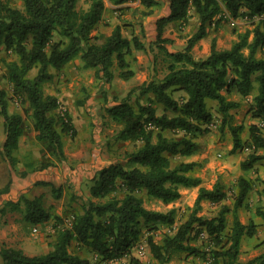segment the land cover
Instances as JSON below:
<instances>
[{"label": "trees", "instance_id": "16d2710c", "mask_svg": "<svg viewBox=\"0 0 264 264\" xmlns=\"http://www.w3.org/2000/svg\"><path fill=\"white\" fill-rule=\"evenodd\" d=\"M20 1L22 9L0 0V48L11 51L16 57L15 61L5 65L8 81L14 93L27 103L25 113L30 112L28 116L35 139L47 153L46 161L28 156L24 169L17 168L20 159L16 154L24 133V118L8 112L5 92L0 90V117L4 133V139L0 141V156L12 172H19L23 177L30 169L45 170L65 162L62 133L71 131L74 134L69 118L68 123L61 122L52 115L59 106L58 99L43 92V86L53 78L50 70L59 71L80 58L83 68L93 70L98 81L111 84L115 67L117 76L127 80L133 76L128 69L127 56L132 54V50L144 51L145 46L137 37L125 38L119 25L109 36H92L102 19L105 2L120 6L132 0H89L86 10L77 8L78 0ZM166 2L169 14L157 20L155 41L166 58V75L161 81H149L131 89L124 99L105 109L111 121L119 127L114 140L140 145L125 153L123 162L108 163L95 172L89 185L90 197L83 199L79 211L73 214L70 227L56 232L46 254L28 256L20 249L1 246L3 264H85L86 261L70 251L73 243L96 256L100 263L129 258L131 264H141L131 256V251L140 239L142 229L172 225L175 213L173 210L157 212L146 209L140 194L167 205L180 198L179 187L197 188L194 210L173 235L165 236L158 243L148 237L147 245L156 262L166 264L176 253L205 259L206 253L191 245L198 234L204 232L212 238L216 247L221 246L219 250L210 251L212 264H264V254L246 263L238 262L241 239L243 236L251 237L255 225L252 221L242 224L236 212L244 205L253 182L244 177L239 179L231 230L225 234V214L230 211L227 207H222L213 219L196 215L202 202L218 205L225 200L223 186L217 181L211 189L201 187V179L191 175L196 163L181 161L173 165L170 160L174 156L189 157L196 151L197 144L189 136L207 132L204 126L212 122L206 100L216 102L223 118L222 126H225L226 119L231 120L229 112L238 108L239 103L228 100L224 91L227 94L235 91L243 99L255 91L252 115L264 125V58L256 56L259 50L264 49L262 28L256 26L251 32L238 35L237 41L228 49H218L215 38H212L210 52L205 59H195L192 55L193 47L207 36L209 28H216L223 22L222 16L227 14L231 19L242 16L252 20L264 15V0ZM140 4L145 8L161 7V2L155 0H140ZM191 11L198 17L196 32L187 40L182 51L169 53L162 46L169 42L162 38L165 27L170 23L186 24ZM54 33L58 35L56 41H52ZM34 69H37L36 75L29 78ZM175 92H183L185 96L174 99ZM135 93L146 97V104L134 107L130 98ZM156 104L163 107V114H156ZM229 131L233 150L242 148L240 134L244 127L229 126ZM167 132L183 135L175 139L166 136ZM248 133L252 154L241 163L243 171L252 169L262 158L255 152H264L261 128L252 125ZM36 164L39 165L36 167ZM261 184V194L264 195V181ZM10 185L11 178L5 187L0 188V195L7 194ZM51 190L55 199L60 198L61 187L51 185ZM17 211L29 228L44 225L51 219L60 220L46 208L42 196H21L17 202L7 201L0 209V216ZM255 214L264 224V209L257 207ZM224 238L225 245H222Z\"/></svg>", "mask_w": 264, "mask_h": 264}, {"label": "rangeland", "instance_id": "374dc122", "mask_svg": "<svg viewBox=\"0 0 264 264\" xmlns=\"http://www.w3.org/2000/svg\"><path fill=\"white\" fill-rule=\"evenodd\" d=\"M3 1L7 2L11 7L22 9V2L20 0ZM159 1L161 2V7H153V11H157L158 13L165 5L162 0ZM88 6L89 0H78L77 8L79 10H86ZM120 6L121 8L117 10L105 7L103 13V15L106 13L105 21L107 22L105 27L110 28L111 25L118 24L121 27L122 35L130 37L134 33V30L137 29L138 36L144 37L145 32L142 27L148 8L142 6L140 0H132ZM222 17L224 18L223 22L217 25L216 28L214 26L210 27L207 34V36H210V43L211 39L215 38L218 49L230 48L237 41L238 35L251 32L256 26L264 30V15L257 16L256 20L252 19L249 21L240 16L239 19H242L243 22L241 21L236 26H231L232 19L227 14ZM97 27L98 25H96L95 30L92 32V36H106L98 32ZM196 29L197 26L193 30L196 31ZM195 31H191V33L193 34ZM57 39L58 35L54 33L52 41H56ZM244 54H247L246 50ZM256 56L257 58H264V49L259 50ZM127 57L129 58V56ZM163 57L155 58L156 74L159 76H162L164 71H166V58L164 59ZM133 58L135 61L139 60L138 57ZM15 60L16 57L11 51H6L3 47L0 48V90L5 92L8 112L10 114H20L24 118V133L19 142V151L16 154L20 159L17 167L20 170L21 168L24 169L23 164L28 160V156L32 159H44L46 161L47 153L35 139L32 122L28 116L30 112L25 113L28 110L27 103L14 93L13 86L8 81L5 65ZM78 70L79 73H76ZM115 70L116 67L114 72L115 76H117V70ZM50 71L53 78L43 86V92L58 99L59 106L52 112V115L56 119L59 118L61 122L68 123L69 118L70 124L74 129V134L71 131L62 133L66 161L45 170L30 169L22 177L19 172H12L8 163L0 156V188L5 187L13 173L15 174V178L18 177L19 180L23 181L26 177L29 179L27 180V185L25 183H17L12 185L13 187L10 185L11 187L8 192L10 193V197L8 200L6 196L0 195V209L7 201L17 202L21 196H27L28 198L42 196L46 208L50 209L54 218L60 220L51 219L46 225L39 227L37 234L32 233V228L22 229L23 236L21 237V231L12 228L14 225L19 227L21 214L17 211L11 216L7 215L4 218L9 227L6 233L7 242L0 243V247H10L12 245L13 248L20 246L27 250L32 245H49L54 240L58 230L70 227L73 214L79 211L83 204V199L87 198L85 193L88 192L90 183L83 178L85 168H82L80 164L92 162V166H95V168H91L88 171V173H92L94 170L108 163L115 161L123 162L125 153L136 149L140 145V143L116 142L114 135L119 130V127L111 121L105 111L106 108L113 106L116 101L124 99L131 89L138 86L131 88L129 84H123L122 80L115 78L111 84H105L101 80L98 81L94 78L93 70L83 68L80 58L74 59L59 71ZM36 72L37 69L32 70L28 77H34ZM255 93L254 91L249 97L244 99L236 94L229 95V99L238 102L239 107L230 110L231 120L226 119L225 126H222L223 118L217 110L216 102L206 100L208 110L212 114V122L204 126V128H207V132L189 136L197 144L196 151L189 157L174 156L170 159L173 165L181 161L196 163L197 166L191 175L201 179V187L211 189L217 181L223 186L226 192L225 200L218 205H213L208 201L202 202L201 208L196 215L213 219L218 216L222 207H227L230 211L225 214L227 223L225 234H228L231 230L232 211L238 191L237 185L239 179L244 177L253 182V188L248 194L244 205L236 212L242 224L247 225L249 221H252L255 225L254 234L251 237L243 236L241 239L238 255L239 263H246L264 254V224L255 223V219L259 218L255 214V209L257 207L264 209V195L261 194L263 187L261 182L264 181V152L258 150L254 153L262 158L252 166V169L243 171L240 166L252 154V149L249 146V127L258 125L264 137V126H261V121L253 117L251 111L252 98ZM138 95V93H135L130 98V103L134 107L140 104L141 101H144V97H139ZM183 95V92L173 93L174 99L177 100L181 99ZM157 113H160V110ZM229 126L244 127V131L240 134L243 143L242 148L233 150ZM60 129L61 126L58 127V130ZM165 135L179 139L183 134L180 132L175 134L167 132ZM3 139V125L2 118L0 117V141H3ZM38 165L36 164V167ZM43 171L46 172L49 181H46L47 176H38ZM77 180L79 181V185H77ZM43 183L49 185L46 186ZM51 185L54 188L61 187L62 193L60 198L55 199L53 197ZM77 186H79V189H76ZM140 196L143 199L144 207L148 210L157 212L173 210L175 213V220L172 225H159L153 230L143 228L140 239L131 251V256L138 259L141 264H160L152 257L147 245V239L151 237L154 242L158 243L165 236L173 235L178 227L190 218L194 210L197 188L183 191L181 194L182 199L178 204L165 205L155 199L146 197L144 194H140ZM251 216L254 217V220ZM1 223L2 221H0V225ZM224 243L225 238L222 245ZM214 244L212 238H209L206 233L201 232L191 242V245L201 253H206L205 259L186 253H176L166 264H212L213 259L209 255L210 251L219 250L221 247H216ZM70 251L86 261L85 264H131L129 258H123L115 262L100 263L96 256L79 248L75 243L72 244ZM0 264H3L1 256Z\"/></svg>", "mask_w": 264, "mask_h": 264}, {"label": "crops", "instance_id": "0c3cea01", "mask_svg": "<svg viewBox=\"0 0 264 264\" xmlns=\"http://www.w3.org/2000/svg\"><path fill=\"white\" fill-rule=\"evenodd\" d=\"M155 1H159V0H155ZM160 2V1H159ZM162 2H164V7L162 8V10L158 13L157 11H153V7L148 8V12L145 14L144 16V21H143V30L145 32V36L141 37L138 36V30H134V33H132V36H125L123 35L125 38L130 39L131 37H137L139 38L140 43H142L145 46V50L144 51H136V50H132V54L129 56L128 60V64H129V70L133 72V76L127 80H123L120 79L119 77L115 76V79H119L122 80L123 84H129V87H134V86H140L144 83H148L149 81H153V80H162L163 77L166 75L167 71H164V74L162 76H159L156 74V62H155V58L156 57H163V51H161L157 45H155V41H156V22L158 19L162 18V17H166L169 14V8H168V3L166 2V0H162ZM105 7H110L111 9H119L121 8V6H113L111 4L105 3ZM152 10V11H151ZM106 12V11H105ZM106 15V13H105ZM105 15L102 16V19L100 21V23L98 24V32L105 34L106 36H109L112 32V30L118 25V24H114L111 25V27H105L106 22L105 21ZM253 20H256V17L253 18ZM243 22L242 19H232L231 22V26H236L238 25L240 22ZM188 25V26H187ZM199 22H198V17L197 15L194 13V11L190 12V18L188 19L187 23L180 26V24L178 23H170L168 24L164 31H163V39L168 40L169 42L167 43H163L162 46L164 47V49H166L169 53H174V52H180L182 51L185 46H186V42L187 40L196 32L194 29L195 26L198 27ZM137 28V27H136ZM191 31H195L193 32V34L191 33ZM210 36H206L205 38L201 39L200 41H198L195 46L192 49V55L197 58V59H205L210 52ZM233 37V36H232ZM150 48V49H149ZM140 56V57H139ZM133 57H138L139 60L135 61ZM165 58V55L164 57ZM76 73H79V70L76 71ZM223 94L226 96V98L228 100H230V96L229 95H233L236 94L238 95L235 91H232L230 94H227L225 91L223 92ZM185 96V93L184 95ZM148 97L152 98L151 95H149ZM140 104L144 105L146 104V97L144 98V101H141ZM155 110H156V114L157 115H161L163 114V107L161 105H155ZM160 110V113H157V111ZM93 163L91 162H87L84 164H80V166L82 168H85V174L84 177L88 183L91 182V179L93 178L95 171H97L98 169H101L102 167L94 170L92 173L88 171L92 168H95V166H92ZM107 165V164H106ZM105 166V165H103ZM39 177H45L46 172H42L39 173L38 175ZM82 178V180H83ZM12 179V185L17 184V183H25V185L28 184V177L24 178V180L21 181L18 179V177L15 178V174L13 173L11 176ZM81 180V181H82ZM46 181H49V178L47 176ZM80 181V183H81ZM77 185H79V181L77 180ZM10 186V187H11ZM13 187V186H12ZM79 186H77L76 189ZM190 189H194V188H184V187H179L178 191L180 193V195L182 194L183 191H187ZM13 192V191H11ZM86 197L89 198V187H88V192L85 193ZM10 193L4 194V196L8 198ZM182 199V197L180 196V198L170 204H174L177 203ZM158 201V200H157ZM161 202V201H159ZM205 202V201H204ZM162 203V202H161ZM168 205V204H167ZM14 212H9L4 216H0V221H2L1 225H0V243L2 244L3 242L6 243L7 242V238H6V233L7 230H9L7 221H5V217L11 216ZM21 214V213H20ZM251 218L254 220V217L251 216ZM20 224L19 227L14 225V227H12L15 230H22V229H28L29 225H27L25 222H23L22 220V214L20 216ZM9 223V222H8ZM48 223V222H47ZM255 223L256 224H262V221L259 218L255 219ZM244 224V223H243ZM46 225V223L44 224ZM44 225H40V226H44ZM39 226V227H40ZM21 237L23 236V233L21 231L20 233ZM11 248L12 245L10 246ZM16 249H20L22 250L26 255L28 256H35V255H40V254H46L49 251V247L47 244H37V245H32L30 247H28L27 250H25L22 247H16Z\"/></svg>", "mask_w": 264, "mask_h": 264}, {"label": "built area", "instance_id": "2783aa9c", "mask_svg": "<svg viewBox=\"0 0 264 264\" xmlns=\"http://www.w3.org/2000/svg\"><path fill=\"white\" fill-rule=\"evenodd\" d=\"M261 126H264V125L261 123ZM38 229H39V226L32 227V233L33 234H37L38 233Z\"/></svg>", "mask_w": 264, "mask_h": 264}]
</instances>
